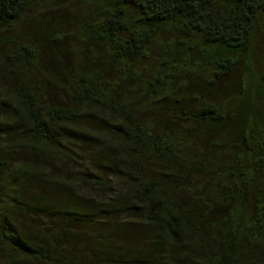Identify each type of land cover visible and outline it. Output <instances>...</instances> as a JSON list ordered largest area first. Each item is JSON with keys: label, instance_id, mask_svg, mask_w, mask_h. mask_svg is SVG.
<instances>
[{"label": "trees", "instance_id": "16d2710c", "mask_svg": "<svg viewBox=\"0 0 264 264\" xmlns=\"http://www.w3.org/2000/svg\"><path fill=\"white\" fill-rule=\"evenodd\" d=\"M64 1L0 0L2 264H264V0Z\"/></svg>", "mask_w": 264, "mask_h": 264}, {"label": "rangeland", "instance_id": "374dc122", "mask_svg": "<svg viewBox=\"0 0 264 264\" xmlns=\"http://www.w3.org/2000/svg\"><path fill=\"white\" fill-rule=\"evenodd\" d=\"M100 0H69L68 2L64 1L60 4H58L59 7H62L66 10H70L72 12L76 13H85L89 11H93L95 7L97 6V3ZM57 6V5H56ZM44 9H53V6H47V7H39L34 9L35 16H29L27 19V22H32L30 25L32 26V29L34 28L35 24V17ZM252 61L254 63V66L256 69L264 68V30L263 32L258 34V41L254 45V51H253V57ZM99 141L98 145V152H99V159L103 160V157L101 156V145H104L106 142L103 138H97ZM81 148L78 143H72V146L70 148L69 153H75L76 149ZM50 159V160H49ZM48 162V170L49 175L54 177L55 175H58L60 177L69 178L74 177L75 180H84L86 178H89L88 175V168L85 166V163L83 161L82 156L77 154L75 155V159L70 165H66L64 163V159H54V158H47ZM81 162H83V165H81ZM122 181L120 179L114 178L109 183V188L106 190L107 192H114L115 190L119 189V186L121 185ZM82 186H85V183L81 181ZM45 229V228H44ZM4 260L0 259V264H2Z\"/></svg>", "mask_w": 264, "mask_h": 264}]
</instances>
